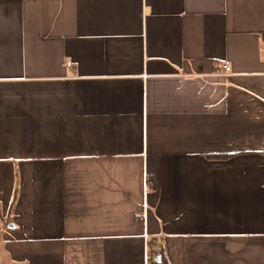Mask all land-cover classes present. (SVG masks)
<instances>
[{
  "label": "crops",
  "instance_id": "0c3cea01",
  "mask_svg": "<svg viewBox=\"0 0 264 264\" xmlns=\"http://www.w3.org/2000/svg\"><path fill=\"white\" fill-rule=\"evenodd\" d=\"M164 259L264 264V0H0V264Z\"/></svg>",
  "mask_w": 264,
  "mask_h": 264
},
{
  "label": "built area",
  "instance_id": "2783aa9c",
  "mask_svg": "<svg viewBox=\"0 0 264 264\" xmlns=\"http://www.w3.org/2000/svg\"><path fill=\"white\" fill-rule=\"evenodd\" d=\"M230 71H231V67L228 63H226L217 72L219 75L225 76V75H228Z\"/></svg>",
  "mask_w": 264,
  "mask_h": 264
},
{
  "label": "trees",
  "instance_id": "16d2710c",
  "mask_svg": "<svg viewBox=\"0 0 264 264\" xmlns=\"http://www.w3.org/2000/svg\"><path fill=\"white\" fill-rule=\"evenodd\" d=\"M164 262H165L166 264H169V263L167 262V260H166V259H164Z\"/></svg>",
  "mask_w": 264,
  "mask_h": 264
}]
</instances>
